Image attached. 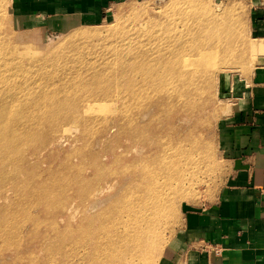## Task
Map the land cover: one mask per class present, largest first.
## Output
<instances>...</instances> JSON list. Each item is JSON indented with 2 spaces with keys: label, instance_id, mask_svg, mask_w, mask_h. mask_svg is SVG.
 Listing matches in <instances>:
<instances>
[{
  "label": "rangeland",
  "instance_id": "374dc122",
  "mask_svg": "<svg viewBox=\"0 0 264 264\" xmlns=\"http://www.w3.org/2000/svg\"><path fill=\"white\" fill-rule=\"evenodd\" d=\"M253 3L122 0L52 24L0 0V264H87L78 237L98 254L88 264H159L185 210L228 173L220 122L262 67ZM194 40L204 63L191 65L186 95L174 96L177 81L155 87L154 72L127 94L126 54Z\"/></svg>",
  "mask_w": 264,
  "mask_h": 264
},
{
  "label": "crops",
  "instance_id": "0c3cea01",
  "mask_svg": "<svg viewBox=\"0 0 264 264\" xmlns=\"http://www.w3.org/2000/svg\"><path fill=\"white\" fill-rule=\"evenodd\" d=\"M11 1L15 14L53 24L94 20L122 0ZM254 1L249 37L264 46V0ZM254 59L262 67L218 129L228 173L211 201L185 210L159 264H264V53Z\"/></svg>",
  "mask_w": 264,
  "mask_h": 264
},
{
  "label": "bare ground",
  "instance_id": "6f19581e",
  "mask_svg": "<svg viewBox=\"0 0 264 264\" xmlns=\"http://www.w3.org/2000/svg\"><path fill=\"white\" fill-rule=\"evenodd\" d=\"M1 1H4V0H1ZM202 36H205L204 32L202 33ZM206 36H208L207 38L210 40H212L213 38H216L215 36H213L212 31L206 32ZM194 42L195 43L193 45H190V43H189L186 46H184V45L179 46V47H181L180 52H177L175 49L170 48L166 51V55L162 51L163 49H166L165 47H163L161 49H158V48L155 49L156 53H154L155 51H152V50L149 51L148 49L145 50V48H143V49H141V52H139L136 55H134V51L131 54L130 53L126 54V56H125L126 62L124 63L125 66H122V65H120V66L122 68L123 78H124V81L126 84L125 89H126L127 94L132 95L131 92L127 91V89H130V87H129L130 84L132 86L134 85V83H132L131 81H136V79L137 80L140 79L139 77L142 76V74H151L154 72V76L151 77V80L156 81L154 83L155 87H158L160 89L164 85H168V83L167 84H164V83L161 84V82H163L165 80H170L171 82L177 81V84L171 85V87L175 89L173 92L174 96L186 95V93L188 91H190V86H191V78L192 77H190V75H189L191 65L204 63V60H202V58L199 56V53L196 51V48H198V47H196V48L194 47L200 42L198 40H194ZM248 48L251 51L259 52V53L262 50V48L257 47L256 44L254 46L250 44L248 46ZM263 48H264V46H263ZM148 51L150 54L148 53ZM155 55L159 59H156V57L154 58ZM217 56H218V54H217ZM168 57H170V59H168ZM153 64H154V66H153ZM115 72H116L115 75H120L119 68H116ZM147 78L150 79L149 77H147L145 75V77L143 79H147ZM133 94H135V92ZM0 116H1V118L5 117V115L2 116V114ZM135 139H138V137H136ZM0 149H1V145H0ZM151 153L153 155L156 154L155 150L151 151ZM135 179H136V176L133 179V175H131V177L128 178L129 184L127 186H130L132 184L133 180H135ZM146 189L148 190V188H146ZM176 190H178V187H176ZM101 191H103V190H101V188H100L99 193ZM151 192H153V191H151ZM146 193H148V192H146ZM155 197L156 196H153V198H155ZM81 230H82V228H81ZM132 231H133V234H136L138 232V230L136 228H133ZM68 240H69V243L73 242V240L71 238H69ZM130 240L134 243H137L138 238L135 237L134 235H132L130 237ZM88 243H89V241H87V238L85 240H82V238H80V237L77 238V244L86 248V250H87V253L83 254L86 257L87 264L91 260V257L98 256V254H96V253H89ZM47 247L48 246L45 245L43 250L46 249ZM122 251L123 252L126 251L125 248H123ZM18 256H20V255H18ZM32 259L33 258L29 259L30 261L26 262V263L30 264V262H32L31 261ZM104 261H106L105 256H103V258H102L103 264H105ZM46 262H49V260L46 261L44 259L41 261L42 264H46Z\"/></svg>",
  "mask_w": 264,
  "mask_h": 264
}]
</instances>
